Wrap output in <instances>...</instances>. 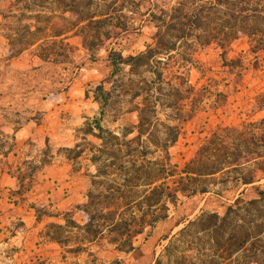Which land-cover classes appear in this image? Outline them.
Masks as SVG:
<instances>
[{
  "label": "rangeland",
  "instance_id": "rangeland-1",
  "mask_svg": "<svg viewBox=\"0 0 264 264\" xmlns=\"http://www.w3.org/2000/svg\"><path fill=\"white\" fill-rule=\"evenodd\" d=\"M220 1L0 0V67L72 62L64 77L85 75L90 100L52 146L30 143L21 181L22 192L37 161L59 153L82 201L37 227L39 247H15L12 261L0 264H264V0ZM64 81L63 88L71 79ZM141 110L149 123L138 128ZM219 131L227 143L210 144L205 161H232L241 151L242 162L245 146L233 148L249 136L258 144L251 157L260 156L209 176L206 192L179 196L165 219L151 223L159 205L148 206L145 196L158 182L145 184L143 167L159 162L165 143L179 172ZM250 175L255 182L238 180ZM31 198L39 216L49 212L46 197ZM210 213L228 216L224 239L238 228L262 233L232 254L231 245L218 251L214 233L195 225Z\"/></svg>",
  "mask_w": 264,
  "mask_h": 264
},
{
  "label": "crops",
  "instance_id": "crops-1",
  "mask_svg": "<svg viewBox=\"0 0 264 264\" xmlns=\"http://www.w3.org/2000/svg\"><path fill=\"white\" fill-rule=\"evenodd\" d=\"M44 63L30 71L13 62L0 67V259L6 262L12 261L17 250L26 253L39 247L42 243L37 227L41 230L82 201V194L72 186L70 164L59 153L48 157L43 165L37 161L40 166L30 173L32 185L21 192V181L28 179L22 172L32 158L30 143L52 146L58 133L68 134L70 124L81 121L83 108L90 106L84 89L86 76L64 77L72 62ZM67 78L71 82L63 88ZM31 197L35 202L46 197L49 212L39 216L34 204L29 203Z\"/></svg>",
  "mask_w": 264,
  "mask_h": 264
},
{
  "label": "trees",
  "instance_id": "trees-1",
  "mask_svg": "<svg viewBox=\"0 0 264 264\" xmlns=\"http://www.w3.org/2000/svg\"><path fill=\"white\" fill-rule=\"evenodd\" d=\"M219 2H221L219 0ZM235 16V15H233ZM232 17V16H231ZM230 18L226 20L225 26H228L227 24L230 23ZM242 22H247V26H250L249 21H251V15L246 14L241 19ZM264 21V18H263ZM245 34L247 36L251 37L254 35L253 31H248ZM264 52V47L263 50ZM119 59H124L122 57H119ZM128 60H132L133 57L129 56L127 58ZM116 64V63H115ZM149 118L146 114L142 112V110L139 113V122L137 127L141 128L144 126H148ZM258 125L264 128V119H262ZM246 126H254L253 124H249ZM256 126V125H255ZM142 131V129H140ZM140 132V131H139ZM225 133L230 134L227 131H224ZM177 131L172 135L171 142H175L177 139ZM213 137L211 140H209L207 143H204L201 145V147L197 151V155L193 160H191L181 171L177 172L176 168L177 165H173L168 161L169 159V151L167 144L163 143L160 147L161 155L159 154V162L154 163H147L143 167V175H144V181L145 184L151 185L155 182H158V184L155 185V187H150L149 193L145 196V200L147 201L148 206L151 205L152 199L154 203H157L159 205V211L158 214L155 215L151 221V223L165 219L168 215V203H176L179 199V196H185V195H192L197 192H206V187L204 185L205 180L209 178V176H213L220 172H226L230 173L231 171H238L240 166L243 164L248 163L252 159H255L259 157L260 155H257L255 157H251L253 154L257 153V143L252 137L249 136L247 140L241 141L239 139V143L234 145V150L236 151V147L238 150H241L239 146L241 144L245 146V155H243L242 162H239V158L236 156H240L241 151H238V153L234 152V157L232 161L226 160V157L224 159H220L218 162H207L203 159L204 152H207L210 149V144L214 145V149H219L218 146H220L222 143L225 142V139H227V134H223L222 132H214ZM236 140V139H235ZM263 143L261 145L264 147V136L262 139H260ZM251 142L249 144L248 142ZM251 145V146H250ZM224 154H227V151L224 152ZM170 178L171 181L168 182ZM238 180L242 182L243 184H250L255 182L256 180L253 179V176H239ZM258 194L261 197H264V191H258ZM150 223V225H151ZM228 224V216L223 215L219 216L215 213H210L208 215H205L204 217H201L195 225L198 227L200 232L204 233H214L215 238H213V243L215 249H218V251L221 250V248H226V251L229 250L230 245L234 246L235 248L230 250L229 253L232 254V252H236L240 250L246 242L251 239L259 236L262 233L261 229H255V231L244 229L245 231H240L239 228L236 229L233 233H231L228 237L224 239V230L225 226ZM144 228L143 226L134 229V233H140L141 229ZM129 230V228H128ZM256 232V233H255ZM241 233L242 235H238ZM255 234V235H253ZM187 235V233L184 234L183 238ZM131 237V234L130 236ZM182 241V240H181ZM199 240L195 241V244ZM256 242V240H255ZM128 244V246L131 247V241L124 242ZM123 243V245H124ZM193 243V241L191 242ZM204 264V261H203Z\"/></svg>",
  "mask_w": 264,
  "mask_h": 264
}]
</instances>
